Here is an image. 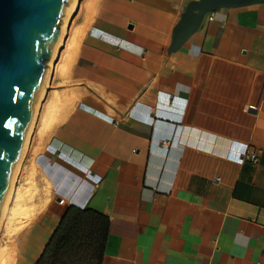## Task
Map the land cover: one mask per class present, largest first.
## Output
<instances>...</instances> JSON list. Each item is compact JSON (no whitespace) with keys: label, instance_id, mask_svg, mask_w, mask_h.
Returning a JSON list of instances; mask_svg holds the SVG:
<instances>
[{"label":"crops","instance_id":"0c3cea01","mask_svg":"<svg viewBox=\"0 0 264 264\" xmlns=\"http://www.w3.org/2000/svg\"><path fill=\"white\" fill-rule=\"evenodd\" d=\"M196 1H90L39 109L51 177L21 170L0 264H38L57 190L110 217L102 264H264V1L173 48Z\"/></svg>","mask_w":264,"mask_h":264},{"label":"water","instance_id":"95a60500","mask_svg":"<svg viewBox=\"0 0 264 264\" xmlns=\"http://www.w3.org/2000/svg\"><path fill=\"white\" fill-rule=\"evenodd\" d=\"M71 1L0 0V221L35 110L48 84V61L62 33ZM262 1L198 0L192 3L175 27L173 48H180L199 29L206 13L220 6ZM38 163L51 177L44 162L38 159Z\"/></svg>","mask_w":264,"mask_h":264},{"label":"trees","instance_id":"16d2710c","mask_svg":"<svg viewBox=\"0 0 264 264\" xmlns=\"http://www.w3.org/2000/svg\"><path fill=\"white\" fill-rule=\"evenodd\" d=\"M63 215L38 264H102L110 217L76 205Z\"/></svg>","mask_w":264,"mask_h":264},{"label":"rangeland","instance_id":"374dc122","mask_svg":"<svg viewBox=\"0 0 264 264\" xmlns=\"http://www.w3.org/2000/svg\"><path fill=\"white\" fill-rule=\"evenodd\" d=\"M90 1L91 0H79L77 6L75 7V9L73 11V13L71 14L69 22H67V24H66V34H65V38H64L63 44L61 45V47H59L58 55L52 61V64H51L52 67H51V72H50V75H49V79L47 81L48 82L47 87H46L47 89H48V87H49V85L51 83L50 80H51V77L53 75L54 68L56 67V64L59 62L61 56H63L66 53L67 47H69L71 45L72 40L75 37V33L73 31V28L76 25H78V23L80 22V19L83 16V12L87 8V6H89ZM46 90H45V92H46ZM44 95H43V97H44ZM42 100H43V98H42ZM42 100H41V102H42ZM41 102L39 104V107L36 109V111H37L36 112V117H35V120L33 121V127H32V130H31V134H30L28 143H27L26 148H25L24 157H23V159L21 160V163H20V168H19V171H18V174H17V178H16V181H15L16 185L19 184L18 183L19 182L18 178L20 176L21 170H23V169L28 170L29 168H31L33 173H35V171L37 169H40V170L43 169V167L37 161V159L39 158V156H38V154H39V151H38L39 149L38 148L39 147L37 146V144L40 142V141L38 142V140H39V138L42 137V134H43L41 132L42 128L38 129V127H39L38 126L39 125V123H38L39 115L38 114H39L40 106L42 105ZM32 179H33V176H32ZM65 188L66 187H64V189ZM65 191H66V193L73 192V190L71 189V186L67 187L65 189ZM70 205H76V206L83 207L81 200H77V201L73 202ZM18 208H19V205H18ZM18 208H14V207L10 208L9 212L4 215V219H2L3 221H1L0 228H1V226L4 225V223L6 221H10L15 215L19 216L21 212L27 211L24 208L23 209L22 208L18 209ZM67 208L68 207L60 208V211L62 212V215L65 213Z\"/></svg>","mask_w":264,"mask_h":264},{"label":"bare ground","instance_id":"6f19581e","mask_svg":"<svg viewBox=\"0 0 264 264\" xmlns=\"http://www.w3.org/2000/svg\"><path fill=\"white\" fill-rule=\"evenodd\" d=\"M78 1L79 0H73V1H71L70 2V4L68 5V9H67V12H66V16H65V18H64V21H63V23H62V33H61V35H60V37H59V40H58V42L56 43V45L54 46V50H53V52H52V54L50 55V58H49V61H48V65H49V75H50V72H51V67H52V61L57 57V55H58V51H59V47H61V45L63 44V41H64V38H65V34H66V24H67V22H69V19H70V17H71V14L73 13V11H74V9H75V7L77 6V4H78ZM47 87V86H46ZM47 89V88H46ZM45 89V90H46ZM44 94H45V91H44ZM43 94V95H44ZM43 97V96H42ZM42 97H41V99H42ZM41 102V101H40ZM40 104V103H39ZM39 104H38V106H37V108L39 107ZM36 108V109H37ZM36 110H35V117H36ZM35 117H34V120H35ZM33 120V121H34ZM32 127H33V122H32V125H31V127H30V129H29V134L27 135V138H26V140H25V142H24V146H23V152H22V156H21V158H20V160H19V162H18V164H17V168H16V171H15V173H14V176H13V180H12V185H11V189H10V192H9V195H8V200H7V203H6V205H5V208H4V212H3V214H2V219H4V215H5V213L9 210V208H10V206H11V201H12V197H14V195H15V191H16V183H15V181H16V176H17V174H18V171H19V168H20V162H21V160L23 159V157H24V153H25V148H26V145H27V143H28V140H29V137H30V134H31V130H32ZM1 219V221H3ZM1 221H0V224H1Z\"/></svg>","mask_w":264,"mask_h":264},{"label":"built area","instance_id":"2783aa9c","mask_svg":"<svg viewBox=\"0 0 264 264\" xmlns=\"http://www.w3.org/2000/svg\"><path fill=\"white\" fill-rule=\"evenodd\" d=\"M209 13H211L210 18L213 19L214 16H215V11H213V12H209ZM163 143L166 144V143H168V142H167V141H163ZM245 155H246V154H241V155H236V156H234V157H237V158L241 159V158H243ZM248 156H249V158H250L251 160H255V161H256V159H257V154H256V153L248 154ZM218 180H220V179H218ZM68 194H69V193H68ZM68 194H67V195H68ZM63 195H65V194H63L62 192H60V190H57V196H60V198H62L60 201H57V202H59V204L63 205L64 207H69L70 204H72L73 202H75V200H74L75 198H74L73 196H69V195H68V198H65Z\"/></svg>","mask_w":264,"mask_h":264}]
</instances>
